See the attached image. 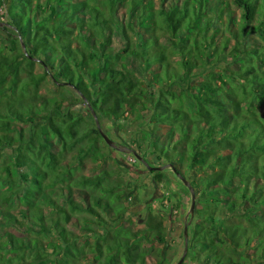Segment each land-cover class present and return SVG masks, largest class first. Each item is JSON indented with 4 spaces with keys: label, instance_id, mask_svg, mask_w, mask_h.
Here are the masks:
<instances>
[{
    "label": "trees",
    "instance_id": "obj_1",
    "mask_svg": "<svg viewBox=\"0 0 264 264\" xmlns=\"http://www.w3.org/2000/svg\"><path fill=\"white\" fill-rule=\"evenodd\" d=\"M0 30V264H168L93 113L193 187L181 264H264V0H0Z\"/></svg>",
    "mask_w": 264,
    "mask_h": 264
},
{
    "label": "rangeland",
    "instance_id": "obj_2",
    "mask_svg": "<svg viewBox=\"0 0 264 264\" xmlns=\"http://www.w3.org/2000/svg\"><path fill=\"white\" fill-rule=\"evenodd\" d=\"M5 43H7V36L3 30H0V47H3L2 44ZM21 75L24 76V74ZM63 107L66 109L68 105L64 104ZM79 109L83 110V105H80ZM98 124L101 130L118 145H124L130 149L120 151L107 145L110 157L104 162L114 168L122 166L123 177L130 182V190L133 196L125 201L129 208L121 221H143L148 204L158 208L166 228V242L163 244L166 262L168 264L175 263L180 258L184 247V223L188 219L190 220L189 224L196 221L194 209L193 214H189L190 191L186 186L187 189H185L180 184L181 180L179 181L174 177L170 171L166 172L165 179L162 182L157 183L147 174L144 168H136L137 163L133 154L135 144L131 141L137 132L133 124V115L121 120L120 130L116 133L112 125H101L99 122ZM8 153L9 151H2L0 164L8 161ZM104 163L102 164L105 165ZM95 165L96 162L86 159L82 171L92 173V170L95 171L93 168Z\"/></svg>",
    "mask_w": 264,
    "mask_h": 264
},
{
    "label": "water",
    "instance_id": "obj_3",
    "mask_svg": "<svg viewBox=\"0 0 264 264\" xmlns=\"http://www.w3.org/2000/svg\"><path fill=\"white\" fill-rule=\"evenodd\" d=\"M93 116L95 118V122H96L97 128H98L103 140L106 142L107 145H109L110 147L115 148L117 150H120V151H128V150H130L128 147H126L124 145H118L113 139H111L106 133H104L101 130V128H100V126L98 124V120H97V118H96L94 113H93ZM158 168H161V167H158ZM180 180L188 188V190L191 193V204H190V208H189V214L192 215L193 214V209H194V203H195L194 189L191 186L190 182L187 179H185L184 177H180ZM189 222H190V220H187L184 223V228H183L184 247H183L182 254H181L180 258L173 264H181L182 261L184 260L185 254L187 252V238H188L187 228H188V223Z\"/></svg>",
    "mask_w": 264,
    "mask_h": 264
}]
</instances>
